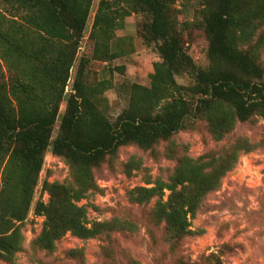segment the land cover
Here are the masks:
<instances>
[{
	"label": "trees",
	"instance_id": "16d2710c",
	"mask_svg": "<svg viewBox=\"0 0 264 264\" xmlns=\"http://www.w3.org/2000/svg\"><path fill=\"white\" fill-rule=\"evenodd\" d=\"M177 1H99L89 33L92 59L117 58L110 41L132 14L145 18L141 37L159 58L149 85H129L126 108L112 118L102 97L111 85H87L85 60L65 93L93 0H5L8 11L0 13V263L12 261L22 249L21 224L48 152L68 166L71 182L43 183L49 199L34 208L44 220L33 243L37 250L52 252L66 234L86 241L134 227L119 218L89 222L78 204L98 191L95 172L113 162L120 149L133 146L152 154L165 144L162 155L176 163L172 174L167 181L152 180L145 170L146 187L134 189L129 200L138 206L155 200L151 220L164 225L173 253L195 234L191 220L204 199L218 189L241 153L255 149L236 138L193 160L179 153L173 137L200 121L215 141H228L237 124L264 119V67L258 61L264 48V0H200V11L189 22L178 20ZM192 29L207 42L203 69L185 49ZM122 167L130 174L142 169V162L131 157Z\"/></svg>",
	"mask_w": 264,
	"mask_h": 264
},
{
	"label": "rangeland",
	"instance_id": "374dc122",
	"mask_svg": "<svg viewBox=\"0 0 264 264\" xmlns=\"http://www.w3.org/2000/svg\"><path fill=\"white\" fill-rule=\"evenodd\" d=\"M100 0H93L83 39L77 51L66 88L70 92L72 81L81 59L86 61L87 85L99 82L108 87L102 97L106 112L116 117L127 106V87L132 84L149 85L153 66L159 61L155 49L147 47L141 37L145 18L132 14L123 28L115 31L109 50L117 55L111 62L92 59L94 41L89 39L94 14ZM200 0H178L174 8L181 22L193 21L199 13ZM8 11L5 0H0V13ZM259 29L253 40L261 35ZM185 49L198 68L207 67V42L198 29H192ZM258 61L264 67V48L258 51ZM179 84H186L178 78ZM102 103V102H101ZM105 103H102V107ZM65 103L59 109L63 114ZM59 118L52 138L58 131ZM236 138L255 145L249 153H241L236 166L221 180L216 191L203 201L200 212L191 220L195 232L170 253L164 225L151 220V208L131 204L129 193L146 187L145 175L167 181L175 168V161L162 155L166 147L161 144L152 153H144L131 146L119 150L115 160L104 163L95 172L98 191L79 202L86 209L89 222L106 223L113 218L127 219L133 225L123 231H114L108 238L82 241L66 234L52 252L39 251L33 243L43 227V218L36 216L35 205L48 203L43 183L71 182L68 166L49 152L44 158L42 171L34 189L30 210L21 224L24 237L22 249L10 262L0 264H264V119L256 118L249 124H237L228 141H215L205 123L195 121L188 129L173 137L177 150L196 160L212 150H218ZM225 139V140H226ZM134 157L142 162V169L127 174L122 167ZM146 170V171H145ZM150 187V186H149ZM168 195L165 192L163 199ZM71 251H75L72 254Z\"/></svg>",
	"mask_w": 264,
	"mask_h": 264
}]
</instances>
